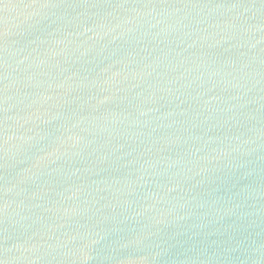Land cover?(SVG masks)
<instances>
[{"label":"water","instance_id":"obj_1","mask_svg":"<svg viewBox=\"0 0 264 264\" xmlns=\"http://www.w3.org/2000/svg\"><path fill=\"white\" fill-rule=\"evenodd\" d=\"M0 264H264V0H0Z\"/></svg>","mask_w":264,"mask_h":264}]
</instances>
